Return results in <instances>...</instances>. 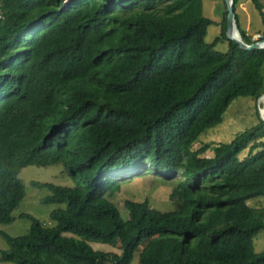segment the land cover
Masks as SVG:
<instances>
[{
  "label": "trees",
  "instance_id": "1",
  "mask_svg": "<svg viewBox=\"0 0 264 264\" xmlns=\"http://www.w3.org/2000/svg\"><path fill=\"white\" fill-rule=\"evenodd\" d=\"M250 1L264 23L263 3ZM223 9L207 43L202 0H0V223L25 196L22 168L61 164L75 177L30 182L48 191L43 203L64 207L50 226L21 213L25 234L0 230V261L130 264L139 251L138 264H264L253 245L264 207L247 203L264 195V120L193 147L234 98L264 92V49L226 38ZM237 26L248 44L264 39ZM222 40L225 52L214 48ZM150 168L175 182L182 207L126 199L123 218L109 199Z\"/></svg>",
  "mask_w": 264,
  "mask_h": 264
},
{
  "label": "rangeland",
  "instance_id": "2",
  "mask_svg": "<svg viewBox=\"0 0 264 264\" xmlns=\"http://www.w3.org/2000/svg\"><path fill=\"white\" fill-rule=\"evenodd\" d=\"M261 2L264 5V0H261ZM224 4V0H202V14L212 20V23L208 26L204 37V40L207 43L213 42V40L219 35ZM235 14L239 27L251 35L252 40H255L254 38L257 36L255 33L258 32H260L264 37V23L261 15L250 0H239L235 8ZM261 40H255L254 42ZM214 48L218 51L225 52L227 50V42L225 40L218 41ZM261 73L264 84V62L261 67ZM262 104V100H260V103L258 101L255 102V100L249 96H238L234 98L223 113L222 121L202 132L196 139L193 147H199L203 143L212 144L230 141L237 133L254 125L258 121V117L260 118L262 116H260L261 113L259 114L260 108L258 109V106ZM204 155L212 156V149H207L204 152ZM150 169L152 171L144 173L143 176H135L128 182H121V188L119 191L115 192L109 199L116 204L123 218L127 217V213L124 208V202L126 199L134 201L147 200L152 208L160 211L177 210L182 207L183 203L181 200H174L173 198H170L175 182L172 180H165L161 175L155 174L153 168ZM120 177L121 173L116 175L117 179ZM19 178L24 185L25 196L19 205L12 211V215L15 219L8 224L0 223V230L11 236L25 234L29 229L30 221L26 218L20 217L19 215L21 213H28L37 218L42 225L50 226L49 212L53 208L64 207V204L43 203L41 198L47 195L48 191L45 188L32 186L30 184L32 180L39 182H52L55 184L69 186L75 184V177L68 175L63 170L61 164L46 166L28 165L20 170ZM247 203L252 207H264V195L251 198L247 201ZM64 234L66 236L73 235L81 238L80 236L70 232H66ZM87 242L95 250L104 252H120L118 246H112L107 243L88 239ZM253 245L255 251L264 250V228L259 230L256 234ZM6 248L7 244L0 236V250ZM138 255L139 251H135L130 264H138ZM0 264L13 263L0 261Z\"/></svg>",
  "mask_w": 264,
  "mask_h": 264
},
{
  "label": "water",
  "instance_id": "3",
  "mask_svg": "<svg viewBox=\"0 0 264 264\" xmlns=\"http://www.w3.org/2000/svg\"><path fill=\"white\" fill-rule=\"evenodd\" d=\"M225 1V8H226V21H227V25H226V30H225V35L226 38L235 41L240 48L243 49H254V48H264L263 44H264V40L261 41H256L253 42L251 44L246 43L238 30V26L235 20V14H234V6H233V0H224ZM234 24V27L237 30L238 33V37L233 36L232 34V26ZM264 95V92L258 97L257 101H259V99L261 98V96ZM262 120H264L262 117H260Z\"/></svg>",
  "mask_w": 264,
  "mask_h": 264
},
{
  "label": "bare ground",
  "instance_id": "4",
  "mask_svg": "<svg viewBox=\"0 0 264 264\" xmlns=\"http://www.w3.org/2000/svg\"><path fill=\"white\" fill-rule=\"evenodd\" d=\"M232 29H233V31H232V34H233V36H235V37H238V33H237V30H236V28L234 27V24H233V26H232ZM260 100H262L263 101V104L262 105H259L258 106V109L260 108V111H259V114H260V116L264 119V95L263 96H261V98L259 99V103H260Z\"/></svg>",
  "mask_w": 264,
  "mask_h": 264
},
{
  "label": "built area",
  "instance_id": "5",
  "mask_svg": "<svg viewBox=\"0 0 264 264\" xmlns=\"http://www.w3.org/2000/svg\"><path fill=\"white\" fill-rule=\"evenodd\" d=\"M257 36L254 38V39H258L259 37H260V35L259 34H256Z\"/></svg>",
  "mask_w": 264,
  "mask_h": 264
}]
</instances>
